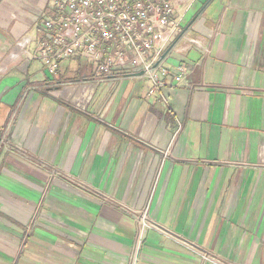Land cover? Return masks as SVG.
<instances>
[{
    "label": "crops",
    "instance_id": "crops-1",
    "mask_svg": "<svg viewBox=\"0 0 264 264\" xmlns=\"http://www.w3.org/2000/svg\"><path fill=\"white\" fill-rule=\"evenodd\" d=\"M173 1L151 93L72 59L51 75L31 55L52 0H0V264H264V0ZM118 202L177 237L151 229L134 256Z\"/></svg>",
    "mask_w": 264,
    "mask_h": 264
},
{
    "label": "built area",
    "instance_id": "built-area-1",
    "mask_svg": "<svg viewBox=\"0 0 264 264\" xmlns=\"http://www.w3.org/2000/svg\"><path fill=\"white\" fill-rule=\"evenodd\" d=\"M181 27L173 0H52L50 12L39 20L31 57L42 61L53 76L61 62L87 58L99 78L145 76L152 82L151 93H160L169 83L171 70L165 62ZM26 43L31 40L22 38L17 45L24 48ZM180 71H186L185 67ZM174 78L179 80L181 74ZM3 142L4 137L0 138V144ZM117 204L137 222L134 256L151 229L177 237L151 217L149 205L137 210ZM185 243L196 249L194 244ZM201 256L214 264H231L204 251Z\"/></svg>",
    "mask_w": 264,
    "mask_h": 264
},
{
    "label": "rangeland",
    "instance_id": "rangeland-1",
    "mask_svg": "<svg viewBox=\"0 0 264 264\" xmlns=\"http://www.w3.org/2000/svg\"><path fill=\"white\" fill-rule=\"evenodd\" d=\"M72 62L76 64L79 62L81 65H85V63L92 64L90 60H88L87 58H82V57L74 58L72 59Z\"/></svg>",
    "mask_w": 264,
    "mask_h": 264
}]
</instances>
